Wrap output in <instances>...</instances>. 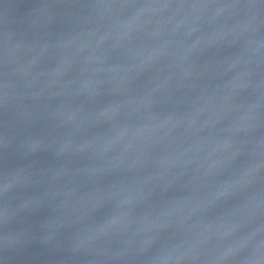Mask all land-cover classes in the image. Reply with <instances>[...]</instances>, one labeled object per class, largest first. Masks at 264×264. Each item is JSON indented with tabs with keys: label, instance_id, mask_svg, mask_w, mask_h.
I'll return each mask as SVG.
<instances>
[{
	"label": "water",
	"instance_id": "1",
	"mask_svg": "<svg viewBox=\"0 0 264 264\" xmlns=\"http://www.w3.org/2000/svg\"><path fill=\"white\" fill-rule=\"evenodd\" d=\"M0 264H264V0H0Z\"/></svg>",
	"mask_w": 264,
	"mask_h": 264
}]
</instances>
